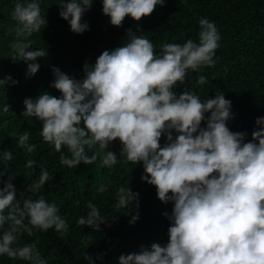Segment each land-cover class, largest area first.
I'll use <instances>...</instances> for the list:
<instances>
[{
	"label": "clouds",
	"instance_id": "1",
	"mask_svg": "<svg viewBox=\"0 0 264 264\" xmlns=\"http://www.w3.org/2000/svg\"><path fill=\"white\" fill-rule=\"evenodd\" d=\"M164 2L102 0V13L112 26L121 27L125 17L140 21ZM92 4L93 0H60L59 16L73 33L81 34L89 30L82 20ZM12 19L16 26L11 31L23 39L10 45L11 59L24 61L26 77L34 76L40 68L35 61L47 56L46 48L30 50L33 44L28 39L47 24L40 3L18 0ZM199 29L198 43L192 39L183 44L162 43L159 52L146 36L128 29L123 46L104 50L94 65H83L82 79L53 67L50 87L59 91V97L44 92L23 101L21 115L42 122L43 141L60 153L61 165L76 168L99 159L101 167L111 168L118 156L106 149L119 140L123 162L142 163L141 180L156 188L161 203L173 204L170 215L162 214L171 222L167 244L153 243L150 248L121 255L119 264H264V117L256 118L258 127L246 141L247 133L233 132L227 126L233 113L231 101L222 92L202 101L191 89L179 95L173 91L189 73L215 66L219 31L207 18L199 19ZM8 82L17 83L10 76L0 79V85ZM207 82L203 75L196 79L200 85ZM0 110L6 114L10 106L5 103ZM29 138L25 131L18 146L31 154L37 146L29 144ZM65 148L70 156L63 154ZM2 156L4 162L12 160L10 151H3ZM35 163L30 159L25 167L31 169ZM15 175L0 181V256L46 264L35 242L13 245L22 233L32 236L34 230L54 229L63 237L69 225L57 204L43 195L35 200L31 196L17 199L11 182ZM52 179L41 166L39 179L27 191L36 194ZM106 190V185L97 189ZM138 196L130 187H119L116 209L128 208L133 202L138 209ZM87 208V216H81L77 225L99 231L107 219L95 204L89 202ZM137 219L133 215L129 223ZM83 257L93 264L90 256L83 253Z\"/></svg>",
	"mask_w": 264,
	"mask_h": 264
},
{
	"label": "trees",
	"instance_id": "2",
	"mask_svg": "<svg viewBox=\"0 0 264 264\" xmlns=\"http://www.w3.org/2000/svg\"><path fill=\"white\" fill-rule=\"evenodd\" d=\"M17 2L0 0V79L10 76L17 81L14 85L11 82L0 85V109L5 103L10 106L6 114L0 110V181H6L15 173L11 182L17 199L22 201L31 196L35 200L43 195L48 202L57 204L59 214L69 228L63 237L54 229L47 232L34 230L32 236L22 233L17 245L13 246L35 242L46 264H89L83 253L91 257L93 264H119L121 255L139 252L142 247L150 248L153 243L166 245L171 222L162 214L168 212L170 215L173 204L161 203L156 188L141 180L142 163H124V157L119 156L122 146L116 140L106 149L118 156L117 164L111 168L101 167L99 159L89 165L81 163L76 168L61 165L60 153L43 141L42 122L21 115L23 101L29 97L35 99L44 92L59 97V91L50 87L54 81L53 67L77 80L82 79L83 65H94L104 50L123 46L127 42L128 29L146 36L159 52L162 43L183 44L186 39L198 43L199 19L207 18L215 23L221 37L214 57L215 66L189 73L184 84H177L173 91L179 95L185 89H191L202 101L222 92L225 99L231 101L233 113L227 126L233 132L247 133L245 140H251L252 131L258 127L256 118L264 117V0H165L162 6L158 5L152 14L140 21L125 17L121 27L109 23V17L102 13V0H93L82 20L88 23L89 30L81 34L73 33L69 23L59 16L57 4L60 0H38L47 24L40 33H33L28 39L33 44L30 50L46 48L47 56L37 58L35 62L40 68L31 77H26L24 61L11 59L10 45L23 39L11 31L16 26L12 12ZM200 75L208 82L197 84ZM25 131L29 132L28 143L37 146L31 154L18 146V138ZM165 142L162 136L161 146ZM3 151L12 153L11 161H3ZM62 151L70 156L66 148ZM30 159L36 161L31 169L25 167ZM41 166L53 175V179L38 193L31 194L27 188L39 179ZM101 185L107 186L102 193L97 191ZM121 186L130 187L139 194L138 209L135 202L128 208L116 209V192ZM0 187H3L2 183ZM89 202L95 204L100 215L107 219L100 224L99 231L76 223L81 216H87ZM133 215H138V219L130 224ZM25 223H28L27 218ZM101 254L102 258H98ZM0 264L30 262L3 255Z\"/></svg>",
	"mask_w": 264,
	"mask_h": 264
}]
</instances>
